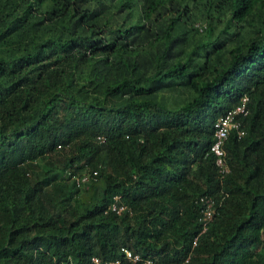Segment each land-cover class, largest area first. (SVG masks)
<instances>
[{
	"label": "trees",
	"instance_id": "obj_1",
	"mask_svg": "<svg viewBox=\"0 0 264 264\" xmlns=\"http://www.w3.org/2000/svg\"><path fill=\"white\" fill-rule=\"evenodd\" d=\"M244 95L221 176L213 125ZM122 247L264 264V0H0V264Z\"/></svg>",
	"mask_w": 264,
	"mask_h": 264
},
{
	"label": "built area",
	"instance_id": "obj_2",
	"mask_svg": "<svg viewBox=\"0 0 264 264\" xmlns=\"http://www.w3.org/2000/svg\"><path fill=\"white\" fill-rule=\"evenodd\" d=\"M248 97L242 96L241 101L233 108L227 110L224 114L220 115L213 125V141L210 144L209 152L214 157V163L221 176L229 172V166L226 160L225 143L229 135L233 132L238 137L245 133L243 117L248 114L247 106ZM96 174V171L92 173ZM77 184L85 183L90 179L89 174H83L81 177L75 176ZM118 196H115L109 208L112 210L120 211L126 208V205L117 201ZM202 206V215L199 217L203 231L208 222L212 219L215 212L214 199L210 196H200L199 198ZM197 237L193 240V245L196 243ZM122 257L112 260H101L98 256H92V264H122L125 260L127 264H158L152 258H143L138 252H134L127 247H122ZM124 260V261H123Z\"/></svg>",
	"mask_w": 264,
	"mask_h": 264
}]
</instances>
